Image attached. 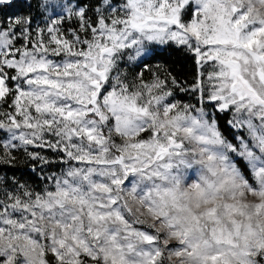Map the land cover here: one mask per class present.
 Returning a JSON list of instances; mask_svg holds the SVG:
<instances>
[{
    "label": "snow or ice",
    "instance_id": "snow-or-ice-1",
    "mask_svg": "<svg viewBox=\"0 0 264 264\" xmlns=\"http://www.w3.org/2000/svg\"><path fill=\"white\" fill-rule=\"evenodd\" d=\"M0 12V264H264V0Z\"/></svg>",
    "mask_w": 264,
    "mask_h": 264
},
{
    "label": "trees",
    "instance_id": "trees-1",
    "mask_svg": "<svg viewBox=\"0 0 264 264\" xmlns=\"http://www.w3.org/2000/svg\"><path fill=\"white\" fill-rule=\"evenodd\" d=\"M15 2L19 3L20 0H15ZM33 14H35V9L33 10ZM0 15H2V12H0ZM151 61H157L161 66L170 69L173 74H176L181 78L190 76L192 72L191 60L187 59L182 52L174 49H167L164 51L157 50ZM21 160H18L15 168L4 166V171L8 172L9 175H11L12 171H16V175L22 174L31 178H37V176L28 171L25 161L23 159Z\"/></svg>",
    "mask_w": 264,
    "mask_h": 264
},
{
    "label": "rangeland",
    "instance_id": "rangeland-1",
    "mask_svg": "<svg viewBox=\"0 0 264 264\" xmlns=\"http://www.w3.org/2000/svg\"><path fill=\"white\" fill-rule=\"evenodd\" d=\"M52 3L56 4V3H63L64 0H51ZM57 11H59V9H57ZM153 67H156L157 65H160L157 61H151L150 62ZM161 66V65H160ZM163 67V66H162ZM182 95V94H181ZM185 99H187L186 97H184ZM21 160V159H20ZM19 160V161H20ZM22 161V160H21ZM18 178H20L21 180H28L29 182L31 183H36V184H39L40 181H39V178H31V177H28V176H25V175H22V174H18L17 175Z\"/></svg>",
    "mask_w": 264,
    "mask_h": 264
}]
</instances>
